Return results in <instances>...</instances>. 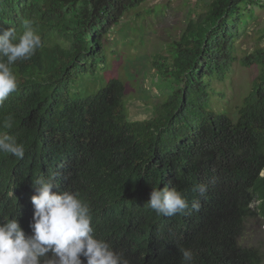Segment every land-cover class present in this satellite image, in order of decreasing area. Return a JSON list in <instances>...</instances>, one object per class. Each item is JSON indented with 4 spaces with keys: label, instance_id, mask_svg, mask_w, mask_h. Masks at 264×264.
I'll use <instances>...</instances> for the list:
<instances>
[{
    "label": "trees",
    "instance_id": "1",
    "mask_svg": "<svg viewBox=\"0 0 264 264\" xmlns=\"http://www.w3.org/2000/svg\"><path fill=\"white\" fill-rule=\"evenodd\" d=\"M143 1L0 0V28L21 33L31 20L42 40L12 65L19 88L0 106V121L11 115L6 130L25 146L22 159L0 153V221L15 218L31 234L33 180L43 175L55 192L80 194L95 237L128 264H182L180 247L193 251L194 264H262L264 248L239 240L247 218L264 217V46L237 58L234 41L264 0H208L165 55H150L171 91L135 121L124 82H103L100 72L108 32ZM234 61L256 74L231 117L209 109V84ZM87 79L98 87L89 89ZM81 114L87 134L79 144L71 125ZM166 184L186 195L185 213L157 216L147 206L153 186ZM199 185L203 195L194 190Z\"/></svg>",
    "mask_w": 264,
    "mask_h": 264
},
{
    "label": "clouds",
    "instance_id": "2",
    "mask_svg": "<svg viewBox=\"0 0 264 264\" xmlns=\"http://www.w3.org/2000/svg\"><path fill=\"white\" fill-rule=\"evenodd\" d=\"M0 29V106H3L19 88L12 65L34 55L42 46V40L31 20L22 22L21 33L13 26ZM85 118L81 114L71 125L79 144L87 134ZM0 128L5 129L0 132V153L22 159L25 146L18 142L13 131L6 130L13 128L11 115L0 121ZM262 171L260 175L264 176ZM33 187L36 194L31 197L34 207L29 225L31 234H26L15 218L0 221V264H128L122 253L95 237L90 207L78 192H55L52 180L43 175L33 180ZM194 190L203 195L206 187L199 185ZM147 206L157 216H175L185 213L189 203L183 192L166 184L163 188L153 186ZM192 207L198 210L199 205L194 203ZM179 250L182 264H194L190 248L180 247Z\"/></svg>",
    "mask_w": 264,
    "mask_h": 264
},
{
    "label": "rangeland",
    "instance_id": "3",
    "mask_svg": "<svg viewBox=\"0 0 264 264\" xmlns=\"http://www.w3.org/2000/svg\"><path fill=\"white\" fill-rule=\"evenodd\" d=\"M207 3L208 0H144L126 10L118 25L108 32L101 78L104 82L117 75L124 82L125 103L131 120L147 118V106L171 91L168 81L157 76L150 66V55H165L166 45L181 36L188 21L204 12ZM250 10L251 16L237 30L234 41L237 58L255 47L264 46V4L252 6ZM255 74V66L244 67L234 61L222 80L210 81L215 94L210 96L209 109L233 117ZM85 85L96 89L99 81L87 79ZM256 203L252 202L251 208ZM239 243L264 248V217L256 213L244 221Z\"/></svg>",
    "mask_w": 264,
    "mask_h": 264
}]
</instances>
